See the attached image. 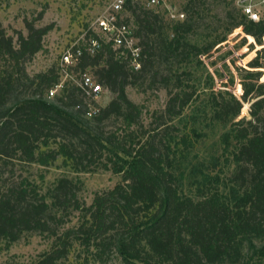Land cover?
I'll return each mask as SVG.
<instances>
[{"label":"trees","instance_id":"16d2710c","mask_svg":"<svg viewBox=\"0 0 264 264\" xmlns=\"http://www.w3.org/2000/svg\"><path fill=\"white\" fill-rule=\"evenodd\" d=\"M233 3L218 21L224 25L203 34L200 28L212 27L207 0H187L186 18L171 23L145 2L126 0L141 68L117 59L110 45L85 53L78 68L114 94L94 112L95 102L71 82L49 96L62 78L58 61L33 75L27 70L53 24L26 20L28 33L14 35L0 21V255L38 232L52 242L31 264H59L75 249L86 263L117 255L121 264H264V54L251 69L238 67L240 97L215 89L202 57L238 27L250 42H264V18L253 21ZM146 82L167 91L148 126L127 94ZM245 103L249 116L240 117ZM109 120L115 130L106 128ZM210 132L215 142L198 147ZM60 157L64 168L111 170L122 181L87 204L81 180L64 175L45 188V174L40 182L18 175L21 166L46 169ZM75 212L78 223L65 227L64 216Z\"/></svg>","mask_w":264,"mask_h":264},{"label":"rangeland","instance_id":"374dc122","mask_svg":"<svg viewBox=\"0 0 264 264\" xmlns=\"http://www.w3.org/2000/svg\"><path fill=\"white\" fill-rule=\"evenodd\" d=\"M112 1L114 0H0V21L8 33L14 35L15 30H21L24 34L28 33L26 20L34 21L37 26L53 24L54 29L45 37L44 50L40 51L27 65L29 74L33 75L49 68L55 62H59L60 54L66 45L78 34H81L83 30H86ZM186 1L168 0L167 2L168 5L175 7L178 11L185 12L186 18V11L184 10ZM231 2H234V6L239 8L237 0H207L205 7L207 19L205 22L211 24L212 27H202L199 29L200 32L205 34V30H214L217 25H224L223 21L221 23H218V21L225 19L227 8ZM159 10L161 13H165V20L168 23L176 21L168 15L167 8H159ZM258 45L261 47L258 48ZM261 50L264 54V42L262 44L256 41L250 42L243 28L238 27L228 35L226 41L217 45L209 56L203 55L205 63L215 77V89L226 88L236 94L237 97H240L243 94V88L238 67L251 69L248 63ZM213 60H217L214 66L210 64ZM261 61L262 67L258 69L262 71L261 81H264V55ZM127 94L131 100L142 106V121L146 126L151 122V115L156 111H160L167 100L166 89L160 85L150 87L149 82L128 87ZM113 97L114 94L106 89L96 100L88 101L95 102V105H92L94 106L92 107L94 112L97 106H105ZM249 108L250 103H245L240 117H248ZM116 126L115 120L107 121L106 128L108 130H115ZM203 137L205 138L197 144L198 147L206 148L207 144L211 145L216 140L213 132ZM20 174L37 182H40L41 175L45 174V188L58 177L64 175L73 180H81L83 187L79 191V197L87 204L92 203L97 192L113 188L122 181V175L113 173L111 170L75 172L64 168L61 157L54 165L46 169L37 166H21L18 175ZM64 217L67 220L65 227L78 223V212L71 214L69 217ZM51 242V238L46 234L26 233L20 240L13 243L10 249L1 253L0 264H31L42 252L50 248ZM245 253L246 255L249 254L247 251ZM59 264H121V259L114 255L106 263L96 261L86 263L80 250L75 249Z\"/></svg>","mask_w":264,"mask_h":264},{"label":"built area","instance_id":"2783aa9c","mask_svg":"<svg viewBox=\"0 0 264 264\" xmlns=\"http://www.w3.org/2000/svg\"><path fill=\"white\" fill-rule=\"evenodd\" d=\"M145 2L149 8H167L168 15L174 20L185 18V12L178 11L168 5V0H132ZM126 0L112 1L81 34L70 41L60 54L58 66L61 81L52 88L49 96H54L65 82L78 86L86 99L96 100L107 88L97 81L89 70L78 68L80 58L85 54L95 55L105 45L115 50L117 59L127 62L132 68H141L143 48L139 38L135 35L133 25L124 15ZM237 5L247 18L259 21L264 18V0H237Z\"/></svg>","mask_w":264,"mask_h":264}]
</instances>
